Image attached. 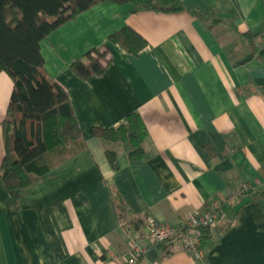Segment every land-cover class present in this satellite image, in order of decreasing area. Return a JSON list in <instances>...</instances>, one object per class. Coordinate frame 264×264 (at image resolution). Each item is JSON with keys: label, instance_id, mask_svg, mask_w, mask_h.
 Here are the masks:
<instances>
[{"label": "crops", "instance_id": "crops-1", "mask_svg": "<svg viewBox=\"0 0 264 264\" xmlns=\"http://www.w3.org/2000/svg\"><path fill=\"white\" fill-rule=\"evenodd\" d=\"M180 2L178 12L100 3L40 42L44 69L66 91L83 145L18 200L0 173V264H120L129 229L142 230L149 218L177 226L214 202L219 215L201 260L171 243L168 255L150 247L156 257L137 264H264V0ZM125 26L146 41L137 55L107 43ZM103 44L111 51L103 74L72 72V62ZM12 89L1 72L0 171ZM131 113L146 129L140 161L128 159V144L93 135Z\"/></svg>", "mask_w": 264, "mask_h": 264}, {"label": "trees", "instance_id": "trees-1", "mask_svg": "<svg viewBox=\"0 0 264 264\" xmlns=\"http://www.w3.org/2000/svg\"><path fill=\"white\" fill-rule=\"evenodd\" d=\"M100 3L131 5L132 12L151 10L178 12L180 0H0V73L5 72L13 89L2 122L5 155L1 181L13 200L34 179L61 162L77 145H83L72 115L66 91L44 69L40 42L54 30ZM128 54L137 55L145 39L130 27L107 37ZM111 60L110 47L103 44L71 63L70 69L81 79L104 73ZM93 135L103 143L128 144L127 157L140 161L144 156L145 126L137 113H131L117 127L94 128ZM105 156L116 170V154L106 148ZM118 210L121 199L114 198ZM202 229L201 244H210L208 230ZM136 232L133 230H128ZM172 241L156 245L166 252Z\"/></svg>", "mask_w": 264, "mask_h": 264}, {"label": "built area", "instance_id": "built-area-1", "mask_svg": "<svg viewBox=\"0 0 264 264\" xmlns=\"http://www.w3.org/2000/svg\"><path fill=\"white\" fill-rule=\"evenodd\" d=\"M219 215L218 203H212L203 211L188 215L184 221L177 225L156 223L151 218L146 219L142 230L130 232L128 249L120 264H137L146 256L150 247L172 241L181 246L186 252L192 254L194 259L201 260L203 251L201 245L202 229L210 227L217 220ZM171 244L168 246L165 255L170 253Z\"/></svg>", "mask_w": 264, "mask_h": 264}, {"label": "water", "instance_id": "water-1", "mask_svg": "<svg viewBox=\"0 0 264 264\" xmlns=\"http://www.w3.org/2000/svg\"><path fill=\"white\" fill-rule=\"evenodd\" d=\"M147 257H148L149 260H153L156 257L155 249H151L150 251H148Z\"/></svg>", "mask_w": 264, "mask_h": 264}]
</instances>
